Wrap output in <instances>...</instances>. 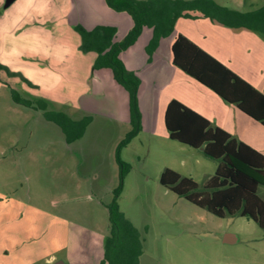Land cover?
<instances>
[{"label":"rangeland","instance_id":"374dc122","mask_svg":"<svg viewBox=\"0 0 264 264\" xmlns=\"http://www.w3.org/2000/svg\"><path fill=\"white\" fill-rule=\"evenodd\" d=\"M5 1L0 0V158L7 150L9 158L5 166L0 159V189L15 208L27 205L58 216L59 243L65 230L70 239L59 258L101 264L107 204L121 179L119 151L131 168L118 200L142 233L141 264H264V229L254 220L219 217L160 183L169 167L202 187L218 161L171 139L163 110L149 111L146 104L141 110L139 90L140 130L121 147L135 127L129 95L112 71L94 68L97 52L87 49L82 35L88 27L77 21L79 7L92 10L101 0H15L8 7ZM216 2L246 9L244 0ZM191 14L195 18L179 19V29L210 31L199 25L207 22L201 13ZM149 31L144 28L134 43L139 50ZM210 33L218 46L220 35ZM171 35L162 39L164 47ZM12 89L32 104L15 102ZM101 90L105 99L95 98ZM259 194L264 198V185ZM227 232L235 236L231 243L224 241Z\"/></svg>","mask_w":264,"mask_h":264},{"label":"trees","instance_id":"16d2710c","mask_svg":"<svg viewBox=\"0 0 264 264\" xmlns=\"http://www.w3.org/2000/svg\"><path fill=\"white\" fill-rule=\"evenodd\" d=\"M105 1L110 8L125 11L131 16V30L119 41H113L117 32L113 26L101 25L89 31L83 29L82 35L87 49L97 52L94 68L110 69L129 95L135 127L120 144L121 147L129 143L140 130L138 89L142 81L137 73L126 67L120 53L136 42L145 27L153 28L149 43L153 49L159 39L173 33L178 18L193 17V11L234 28H248L264 34V5L244 12L222 6L216 0ZM172 60L197 82L264 124V93L235 74L233 69L211 53L178 34L172 44ZM12 95L19 104H32L31 100L18 98L13 89ZM165 124L171 139L201 149L206 157L218 161V164L214 175L202 187L192 176L183 175L169 167L162 172L160 183L214 215L246 216L264 229V198L259 194L260 185H264V154L234 138L228 131L220 127L213 128L209 119L177 99H172L165 110ZM118 160L121 179L114 197L107 204L109 233L105 239L101 264H141L140 256L144 252L142 233L126 217L118 200L122 193L123 179L131 166L121 159L119 151Z\"/></svg>","mask_w":264,"mask_h":264},{"label":"crops","instance_id":"0c3cea01","mask_svg":"<svg viewBox=\"0 0 264 264\" xmlns=\"http://www.w3.org/2000/svg\"><path fill=\"white\" fill-rule=\"evenodd\" d=\"M244 5L245 10L222 6L244 12L253 11L262 7L264 0H244ZM79 9L82 12L77 15V21L85 24L88 30L104 24L116 27L113 41L121 40L133 27V20L128 13L110 8L105 0L99 1L92 10L87 6ZM181 18L195 17H180L176 20L171 39L167 40V47L163 46L162 37L158 45L151 48L149 43L153 28L145 27L150 30V34L143 47L139 50L134 44L120 53L126 67L141 77L142 83L138 89L141 110L146 104L149 111L163 110L165 118L169 102L177 99L209 119L213 128L220 127L228 131L234 138L248 143L264 154V124L249 117L236 105L225 101L214 90L197 82L179 69L172 60V44L176 35L182 34L264 93V34L248 28H234L203 15L200 18L207 22H200L199 25H204L215 35H220L219 45L216 46L218 42L215 44L210 31L203 30V26L196 33L179 29L177 25ZM229 40L233 44H229ZM105 70L111 72L110 69ZM95 98L105 99L104 91L95 94ZM82 104L90 112V104L87 105L86 100ZM106 118L112 120L113 116ZM7 152L8 150L1 153L0 159L4 166L9 158ZM7 193L0 189V264H48L60 259L57 253L69 247L70 239L68 231L65 230L59 243L58 216L43 209H28L27 205L21 208V204H18V208H15L10 199L6 200Z\"/></svg>","mask_w":264,"mask_h":264},{"label":"water","instance_id":"95a60500","mask_svg":"<svg viewBox=\"0 0 264 264\" xmlns=\"http://www.w3.org/2000/svg\"><path fill=\"white\" fill-rule=\"evenodd\" d=\"M15 0H6L5 1V7H8L9 5H11ZM234 235L232 233H226L225 237H224V241L231 243L234 240ZM45 264V263H44ZM48 264H66L63 259H57L53 262H50Z\"/></svg>","mask_w":264,"mask_h":264}]
</instances>
